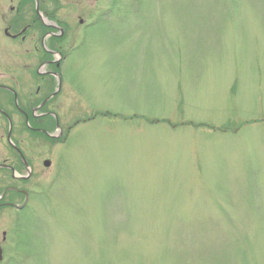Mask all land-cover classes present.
I'll return each mask as SVG.
<instances>
[{"label": "rangeland", "instance_id": "374dc122", "mask_svg": "<svg viewBox=\"0 0 264 264\" xmlns=\"http://www.w3.org/2000/svg\"><path fill=\"white\" fill-rule=\"evenodd\" d=\"M124 1L68 54L93 115L11 264H264V0Z\"/></svg>", "mask_w": 264, "mask_h": 264}, {"label": "flooded vegetation", "instance_id": "af4514ba", "mask_svg": "<svg viewBox=\"0 0 264 264\" xmlns=\"http://www.w3.org/2000/svg\"><path fill=\"white\" fill-rule=\"evenodd\" d=\"M33 1L17 0L1 15L14 41L0 58V263L26 252L30 238L21 224L59 191L57 152L91 118H81L79 64L67 54L75 31L90 29L85 18L93 12L65 13L49 7L51 0H37V12Z\"/></svg>", "mask_w": 264, "mask_h": 264}]
</instances>
